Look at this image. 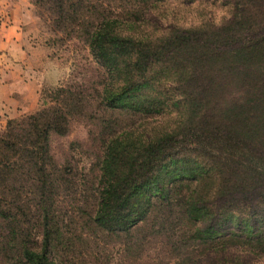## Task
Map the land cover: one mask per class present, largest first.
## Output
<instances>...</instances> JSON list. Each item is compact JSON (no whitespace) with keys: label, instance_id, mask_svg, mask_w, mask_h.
<instances>
[{"label":"trees","instance_id":"obj_1","mask_svg":"<svg viewBox=\"0 0 264 264\" xmlns=\"http://www.w3.org/2000/svg\"><path fill=\"white\" fill-rule=\"evenodd\" d=\"M170 1L35 0L105 77L0 133V264H77L97 240L147 237L178 264H264V0H211L228 18L190 27L161 22ZM73 119L101 154L69 216L60 200L76 184L52 138Z\"/></svg>","mask_w":264,"mask_h":264},{"label":"rangeland","instance_id":"obj_2","mask_svg":"<svg viewBox=\"0 0 264 264\" xmlns=\"http://www.w3.org/2000/svg\"><path fill=\"white\" fill-rule=\"evenodd\" d=\"M6 5H16L26 10L28 49L34 71L37 72L38 91L27 110L7 120L0 129L4 132L11 121H20L49 105L54 104V93L60 88L83 86L88 89L99 88L104 70L96 63L89 48L76 36L55 31L52 16L43 8L35 5V0H2ZM114 5V0H106ZM120 11V10H119ZM229 9L211 0H194L183 3L171 0L161 8L158 17L161 22L177 24L181 27L198 26L202 23L221 25L229 16ZM4 14V16H2ZM8 12L0 8V19H8ZM3 19V20H4ZM52 152L60 165L68 166L72 171V180L76 187L73 193L63 190L61 196L62 211L74 215L75 208L85 206L90 201V192L96 184L98 170L96 161L101 154V145L95 130L84 120L73 119L70 133L66 137L52 138ZM66 164V165H65ZM72 183V184H73ZM82 230V228H80ZM80 230V233L83 231ZM85 232V230H84ZM150 232L145 231L144 236ZM87 235L86 233H84ZM142 244L127 248L119 240H97V244L84 248L83 257L77 264H178V253L173 252L167 239L146 238ZM172 243L175 241L171 239Z\"/></svg>","mask_w":264,"mask_h":264},{"label":"crops","instance_id":"obj_3","mask_svg":"<svg viewBox=\"0 0 264 264\" xmlns=\"http://www.w3.org/2000/svg\"><path fill=\"white\" fill-rule=\"evenodd\" d=\"M0 8L8 12V19H0V129L7 120L17 116L28 106H35L38 91L37 72L30 64L32 57L27 45L26 10L16 5Z\"/></svg>","mask_w":264,"mask_h":264}]
</instances>
